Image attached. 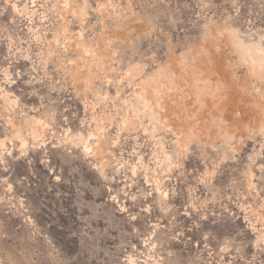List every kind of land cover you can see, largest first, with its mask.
<instances>
[{"label":"rangeland","instance_id":"374dc122","mask_svg":"<svg viewBox=\"0 0 264 264\" xmlns=\"http://www.w3.org/2000/svg\"><path fill=\"white\" fill-rule=\"evenodd\" d=\"M0 264H264V0H0Z\"/></svg>","mask_w":264,"mask_h":264},{"label":"flooded vegetation","instance_id":"af4514ba","mask_svg":"<svg viewBox=\"0 0 264 264\" xmlns=\"http://www.w3.org/2000/svg\"><path fill=\"white\" fill-rule=\"evenodd\" d=\"M183 199V198H182ZM177 208L179 209V208H181V205L180 206H177ZM181 214H185V213H183V212H181ZM184 219L182 220V222H183V224L185 225V224H187V223H184ZM181 221H179L178 223L179 224H181L182 223ZM191 223H195V222H193L192 220L190 221V223H189V225H191ZM164 227V226H163ZM186 230L187 231H190V232H192V234H193V229H190V228H186ZM192 234H190V235H192ZM183 235H186L185 233H183ZM208 239H209V236L208 235H205L204 237H201V240H198V241H196V242H194L193 241V236L192 237H187L186 238V240H189V241H191V242H189L188 243V245H195L196 247H198V246H200V248H202V249H198V251H201V252H205L206 253V259H208L209 257H210V253H209V250L210 249H212V247H210V245H209V241H208ZM186 240L185 241H181V240H178L180 243H184L185 242V244H186ZM205 240V242L204 243H201L202 241H204ZM193 241V242H192ZM200 243V244H199ZM188 245H186L187 247H188ZM187 252V251H186ZM213 253V252H212Z\"/></svg>","mask_w":264,"mask_h":264}]
</instances>
